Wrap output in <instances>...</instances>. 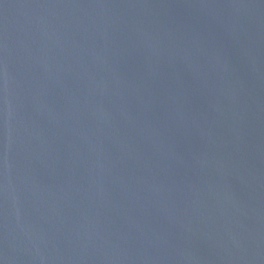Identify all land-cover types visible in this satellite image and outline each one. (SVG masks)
Instances as JSON below:
<instances>
[{
  "label": "water",
  "instance_id": "water-1",
  "mask_svg": "<svg viewBox=\"0 0 264 264\" xmlns=\"http://www.w3.org/2000/svg\"><path fill=\"white\" fill-rule=\"evenodd\" d=\"M0 264H264V0H0Z\"/></svg>",
  "mask_w": 264,
  "mask_h": 264
}]
</instances>
